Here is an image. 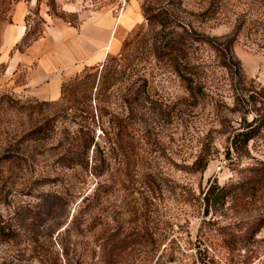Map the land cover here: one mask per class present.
<instances>
[{"label": "rangeland", "instance_id": "obj_1", "mask_svg": "<svg viewBox=\"0 0 264 264\" xmlns=\"http://www.w3.org/2000/svg\"><path fill=\"white\" fill-rule=\"evenodd\" d=\"M48 1L13 3L2 24L0 264H264V228L252 227L264 193L246 204L207 199L215 183L264 163V128L241 159L226 156L228 132L247 108L236 104L242 80L264 86V0ZM19 3L27 6L22 21ZM148 9L167 17L165 27L151 26ZM37 17L43 32L30 46L59 50L60 62L84 56L62 83L124 55L117 85L107 96L93 90L97 145L87 154L72 140L78 125L57 116V99L44 98L45 86L43 94L26 86L37 59L17 45L23 36L12 47L5 38L18 25L35 28ZM230 56L232 70L223 66ZM125 93L132 107L123 106ZM117 116L125 120L120 138ZM113 232L135 240L110 261L104 246Z\"/></svg>", "mask_w": 264, "mask_h": 264}, {"label": "trees", "instance_id": "obj_2", "mask_svg": "<svg viewBox=\"0 0 264 264\" xmlns=\"http://www.w3.org/2000/svg\"><path fill=\"white\" fill-rule=\"evenodd\" d=\"M20 0H0V46L2 44V24L8 20L7 12L10 10L11 5ZM40 0H37L39 3ZM55 4V0H49L48 5L52 7ZM39 6L35 10V14L38 16ZM64 14H66L64 12ZM146 18L149 20V23L153 28H156L158 25L165 27L166 18L161 13H151L148 9L144 12ZM74 15V13H73ZM31 16L26 17L25 21L31 20ZM45 21L42 17L36 18L35 28L31 29L30 27L26 28L25 34L21 38L20 42L17 45L25 44L26 47H29L32 42L36 41L42 35V25ZM130 41V40H129ZM129 41L124 44L123 50L124 53L130 44ZM157 46V45H156ZM173 47V46H172ZM156 53L158 56H161L163 53L158 50L156 47ZM173 50V49H171ZM227 50H231L227 48ZM231 51H229L230 53ZM123 53H120V56H110L101 64V68L93 67L87 69L83 72L82 75H77L66 82L62 83L61 95L53 103L60 106V111L57 114L58 117H61L65 120H70V122L78 125L77 134L72 137L74 144H76L77 149L83 151L87 154L89 149L94 145L96 147L97 143L94 141L93 127L92 122L95 121V116L91 109V98L93 90L96 91V94L99 96H107L108 93L117 85V83L122 79L126 74V69L122 68L123 63L121 62ZM127 59V58H126ZM231 63H223V66L227 69L232 70V64L236 62L233 61L232 56H230ZM3 65V64H2ZM176 72L186 79V75L179 70V67H175ZM235 74L239 76V79H242V76L239 72V67L235 69ZM244 84V94H240L236 97V104H239V101H245L246 111H242L240 114V122L238 127L233 126L232 129L228 132L227 136V154L228 158H232L234 155L237 159H241L246 152H248V147L250 141L256 139L261 134L264 128V86L251 85L246 87L245 81L242 80ZM140 88V87H139ZM137 88V92L139 90ZM141 90V89H140ZM187 90L191 92V87H187ZM247 95L243 97V95ZM133 98L128 97L125 93L122 95V103L125 108L132 107ZM101 101V99H100ZM247 101V102H246ZM253 114L251 119H248L249 114ZM91 114V118L89 117ZM101 117L103 114L100 115ZM91 119V120H90ZM55 120V118H53ZM114 123L115 136L117 138L121 137L122 131L125 130L124 118L117 116L116 119H112ZM55 127V124L51 125V129ZM47 129L45 127H38L34 133L37 137L43 136ZM75 147V148H76ZM73 156L70 160H74L76 153L72 154ZM71 162V161H70ZM204 168L208 164V159H204ZM264 193V163L259 165L247 167L241 171L239 179L236 182H230L224 185L214 184V187L211 190H208V200L212 196V199L215 202H232V203H249L252 200H256L261 194ZM85 199V198H84ZM253 234H257L264 228V214L257 217L256 221L252 225ZM0 233L3 234L4 231L2 227L0 228ZM134 236L133 233H130L124 237H120L119 234L113 232L109 235L108 241L104 246V250L108 255L110 261H114L116 258L125 254L131 246H133Z\"/></svg>", "mask_w": 264, "mask_h": 264}, {"label": "crops", "instance_id": "obj_3", "mask_svg": "<svg viewBox=\"0 0 264 264\" xmlns=\"http://www.w3.org/2000/svg\"><path fill=\"white\" fill-rule=\"evenodd\" d=\"M17 9L19 11L18 13V21H22L25 16V12L27 9V6L23 5V3H19L17 6ZM14 33H11V29L9 28L6 30L5 38L7 42L11 45H15L17 41L20 40V38L23 36L25 32V26L18 25L15 28ZM100 42V41H99ZM98 45L93 46L92 48H97ZM39 41L34 43L30 48H28V53H30L31 56L37 59V75L36 78L29 79L26 82V86H36L39 87L40 92L42 91L43 94V86L46 87V91L44 93V98L48 99H58L61 95V87H62V72L66 71L68 68L72 67L79 59L78 58H84L82 53L79 55L78 58H71L70 60H67L65 62H60L58 51L52 50L48 48L47 50L42 51L40 48ZM89 56H87L86 61L88 60ZM19 62V61H18ZM18 62L16 64H18ZM88 62V61H87Z\"/></svg>", "mask_w": 264, "mask_h": 264}]
</instances>
